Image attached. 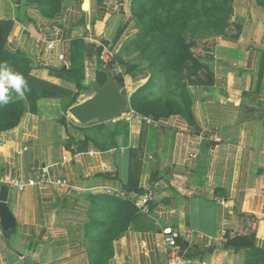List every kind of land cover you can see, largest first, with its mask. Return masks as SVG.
<instances>
[{"label": "crops", "instance_id": "0c3cea01", "mask_svg": "<svg viewBox=\"0 0 264 264\" xmlns=\"http://www.w3.org/2000/svg\"><path fill=\"white\" fill-rule=\"evenodd\" d=\"M123 1L79 0L48 18L38 5L0 0V21L13 22L6 52L23 53L34 65L31 77L75 91L73 81L51 69L70 66L75 40L91 53L114 46ZM136 31L130 24L121 39ZM199 58L201 76L210 82L202 76L204 83L192 86L190 117L157 119L130 107L108 121L70 123L113 131L128 121V146L123 137H100L102 149L68 147L65 127L41 113H27L17 127L0 132V178L24 184L22 191L9 187L16 226L4 231L0 221V264H93L90 197H108L106 188L129 191L130 183L138 198L152 194V201L147 212L136 208L140 218L114 241L109 264H168L166 231L177 235L188 264H264V7L237 0L226 34ZM86 67L92 85L95 54ZM135 90L124 93L131 99ZM42 169L52 182L32 184Z\"/></svg>", "mask_w": 264, "mask_h": 264}, {"label": "trees", "instance_id": "16d2710c", "mask_svg": "<svg viewBox=\"0 0 264 264\" xmlns=\"http://www.w3.org/2000/svg\"><path fill=\"white\" fill-rule=\"evenodd\" d=\"M77 1L79 0H24V3L26 5H38L43 15L48 18H55L70 3ZM128 1L130 2L132 16L137 20L139 29L136 38L130 40V42L131 44H146L142 52L154 68L152 86H148L150 80L147 85L138 89L132 95L131 107L141 115L152 116L157 119L176 114L190 117L191 108L185 109L182 103L175 100L165 101L162 100V97L155 99L156 94L163 88L158 83L157 75L161 71L159 67L162 63L168 66L176 76L179 75L187 60H191L200 69L203 66L200 58L193 56L189 49H185L183 37L172 29L164 31L161 35H154L152 39L147 40L150 34L155 32L156 29H160V24H164L165 16L172 17V20L166 23L167 28H174L173 25L176 21L184 27L194 21L205 23L215 21L218 26L225 25L219 33L220 36H224L228 30L226 22H228L231 13L230 3L232 0ZM22 2L23 0H17L18 4H22ZM256 3L264 7V0H256ZM12 28V21H0V63H6L13 71L21 73L26 79L28 87L23 98H19L17 94L12 92L13 100L7 105L0 106V132L17 127L27 113L39 115L41 104L46 101H61L64 109L69 110L76 104L83 92L99 90L110 80H115L117 84L122 81L119 75L115 73L112 76L110 75L113 71L109 67H103L104 63L100 57L101 49L94 53L88 52L82 40L72 42L70 66L68 68L51 69L52 75L73 81L75 91L37 80L29 75L34 65L23 53L9 54L6 52L7 40ZM93 54L98 58L99 67L96 71L95 82L92 85H87L86 62L88 55ZM175 83L180 86L179 79H176ZM203 83L204 80L193 85ZM185 95L191 102L190 94L187 92ZM77 128H81L84 132L83 139L79 143L80 150H87L90 143L96 148L102 149V145L98 141L100 137L103 140L109 137L113 141L116 137H123L124 146L129 144L130 124L125 120L117 122L113 131L106 128L105 125ZM70 143L71 141H68L67 146H70ZM128 188L129 192H139L137 185L134 187L132 183L129 184ZM90 201L92 208L89 228L93 231V237H91L88 250L93 264H109L114 255V241L129 230L135 220L137 221L140 218L139 212L131 201L117 199L109 195L108 197L92 196Z\"/></svg>", "mask_w": 264, "mask_h": 264}, {"label": "rangeland", "instance_id": "374dc122", "mask_svg": "<svg viewBox=\"0 0 264 264\" xmlns=\"http://www.w3.org/2000/svg\"><path fill=\"white\" fill-rule=\"evenodd\" d=\"M236 3L237 0H232L230 3L231 13L227 20L228 22H226L228 25L227 29H229L232 17L236 12ZM122 5V13L125 16L122 22L119 23L120 28L117 31L118 36L116 35L114 37V39L117 37L115 40L116 43H114V46H112L111 43H108L109 45L100 47L99 49H101L100 57L103 58L104 61H106L103 67H109L111 71H113L110 74L111 76L114 73L116 75H119L122 79V81L118 83L121 90H123V92H128L129 89H140L138 87H140L139 85L141 83H144V85H141L143 87L147 85L150 80L151 82L148 84V86H152L154 82V68L143 55L142 51L145 48L146 44H131L130 42V40L136 38L139 33V29L138 31L134 32L133 36L128 40L121 39L124 33V29L126 30V28L130 26V24H135L137 26V20L132 16L130 2L124 0ZM171 20L172 17L165 16L163 22L164 24H160V29H156L155 32L150 34V37L147 41L152 39L154 35H161L164 31H169L170 29H172L183 37L185 41V49H189L192 55L197 58H199V55H204V53L211 51L213 43H215L216 39L220 36L219 33L225 26H218L215 21L207 23L194 21L189 23L188 26L184 27L181 23L176 21L173 25L174 28H167L166 23H169ZM118 40H121V42H118ZM115 44L117 45L116 48ZM202 67L198 69L191 60H187L185 61L181 71L179 72V75L176 76L170 71V68L168 66L162 63L161 67H159L161 71L158 73L157 79L158 83L162 85L163 88L159 93L156 94L155 99L162 97V100L165 101L175 100L178 103H182L185 109L191 108V102L186 97L185 93H190L192 86H194V83L203 81L201 71L204 67ZM176 79L180 80V86H177V84L175 83ZM137 90H135V92ZM88 93L90 92H83L78 98L76 104L82 102L85 98H87ZM40 113L47 122L51 124L56 123L57 127L59 128L60 126L65 127L67 136L69 137V141H72L71 145L75 144V146L79 148V143L83 139L84 132L81 128L70 126L72 125L70 123L77 124V122L72 119V117L68 113V110L64 109L61 101H46L42 103ZM68 125L70 126L69 129L67 128Z\"/></svg>", "mask_w": 264, "mask_h": 264}, {"label": "water", "instance_id": "95a60500", "mask_svg": "<svg viewBox=\"0 0 264 264\" xmlns=\"http://www.w3.org/2000/svg\"><path fill=\"white\" fill-rule=\"evenodd\" d=\"M206 57H212L206 54ZM205 79H210L202 73ZM131 99L121 90L115 80H111L99 90L88 93L86 99L72 106L68 113L79 125H89L94 122H104L120 117L130 110ZM10 188L3 186L0 194V221L4 231L15 228L16 221L8 206Z\"/></svg>", "mask_w": 264, "mask_h": 264}, {"label": "built area", "instance_id": "2783aa9c", "mask_svg": "<svg viewBox=\"0 0 264 264\" xmlns=\"http://www.w3.org/2000/svg\"><path fill=\"white\" fill-rule=\"evenodd\" d=\"M56 43H49L47 46V49L49 51L56 50ZM59 60L63 61L64 55L60 54L58 56ZM40 180L35 181L32 184H37L41 186H45L50 184L52 181L47 176V169H42L40 174ZM8 186L10 188H15L18 191H22L24 188V184L17 180L12 179L11 177L8 178H0V187ZM106 194L115 197L117 199H124L131 201L136 208H138L142 212H147L150 202L152 201V194H149L145 197L138 198V196L135 193L129 192L127 190H124L122 188L115 189V188H106L105 189ZM177 235L171 232H165L164 233V244L166 247L167 252V260L168 264H188L187 260L182 256L181 252L178 248V242H177Z\"/></svg>", "mask_w": 264, "mask_h": 264}, {"label": "clouds", "instance_id": "9594fccd", "mask_svg": "<svg viewBox=\"0 0 264 264\" xmlns=\"http://www.w3.org/2000/svg\"><path fill=\"white\" fill-rule=\"evenodd\" d=\"M27 87V81L21 73L13 71L6 63H0V106L13 100L12 92L23 98Z\"/></svg>", "mask_w": 264, "mask_h": 264}]
</instances>
